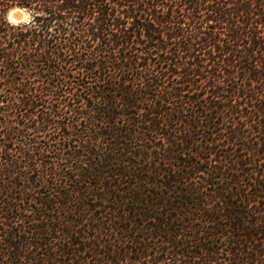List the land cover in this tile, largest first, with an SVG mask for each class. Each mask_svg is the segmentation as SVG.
<instances>
[{
	"label": "trees",
	"instance_id": "obj_1",
	"mask_svg": "<svg viewBox=\"0 0 264 264\" xmlns=\"http://www.w3.org/2000/svg\"><path fill=\"white\" fill-rule=\"evenodd\" d=\"M0 264H264V0H0Z\"/></svg>",
	"mask_w": 264,
	"mask_h": 264
},
{
	"label": "clouds",
	"instance_id": "obj_2",
	"mask_svg": "<svg viewBox=\"0 0 264 264\" xmlns=\"http://www.w3.org/2000/svg\"><path fill=\"white\" fill-rule=\"evenodd\" d=\"M17 13H19V16H17ZM7 18L8 21L13 25H18L22 22H28L30 19L29 15L20 9L10 10Z\"/></svg>",
	"mask_w": 264,
	"mask_h": 264
},
{
	"label": "water",
	"instance_id": "obj_3",
	"mask_svg": "<svg viewBox=\"0 0 264 264\" xmlns=\"http://www.w3.org/2000/svg\"><path fill=\"white\" fill-rule=\"evenodd\" d=\"M15 10V9H20L21 11H23L24 12V10L22 9V8H19V7H15V8H12V9H10V10ZM10 12V11H9ZM9 14V13H8ZM17 16H19V13H17Z\"/></svg>",
	"mask_w": 264,
	"mask_h": 264
},
{
	"label": "rangeland",
	"instance_id": "obj_4",
	"mask_svg": "<svg viewBox=\"0 0 264 264\" xmlns=\"http://www.w3.org/2000/svg\"><path fill=\"white\" fill-rule=\"evenodd\" d=\"M14 10V9H13ZM24 12H26V11H24ZM28 15H29V13L28 12H26ZM30 17V16H29Z\"/></svg>",
	"mask_w": 264,
	"mask_h": 264
}]
</instances>
